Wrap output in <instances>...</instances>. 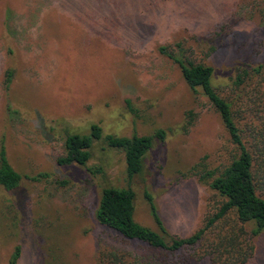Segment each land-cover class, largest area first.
<instances>
[{
    "label": "rangeland",
    "instance_id": "obj_1",
    "mask_svg": "<svg viewBox=\"0 0 264 264\" xmlns=\"http://www.w3.org/2000/svg\"><path fill=\"white\" fill-rule=\"evenodd\" d=\"M263 12L264 0H0V149L23 177L15 191L0 187V264H9L17 247L18 264H100L105 253L139 261L148 254L144 244L96 220L106 186L132 187L134 218L143 226L158 230L148 190L171 235L187 238L203 228L224 199L195 168H222L233 147L208 100L188 88L159 48L178 52L180 45L188 60L215 67L227 97L228 68L264 60ZM95 124L104 138L171 133L154 142L131 183L123 152L103 140L94 141L87 166L102 174L59 166L66 136H89ZM235 224L227 216L215 235ZM244 229L240 242L249 243L221 262L204 254L206 242L173 258L233 264L250 244L246 264H264V232L253 237L252 225Z\"/></svg>",
    "mask_w": 264,
    "mask_h": 264
},
{
    "label": "trees",
    "instance_id": "obj_2",
    "mask_svg": "<svg viewBox=\"0 0 264 264\" xmlns=\"http://www.w3.org/2000/svg\"><path fill=\"white\" fill-rule=\"evenodd\" d=\"M262 14L264 16V12ZM178 47L181 49L178 52L170 51L166 46L160 47L159 52L179 67L183 80L193 93L201 94L208 100L219 115L233 147L229 162L222 168L210 169L203 164L195 168V175L199 180L217 192L224 203L203 228L187 238H180L168 232L154 197L148 190L144 191V197L158 230L135 221L136 194L131 186L102 187L96 210L98 223L116 231L127 241L144 244L148 254L138 261L136 258L125 260L124 257L117 256V253H105L101 256L100 264H183L175 260L174 255L183 249L195 248L203 242L207 243L204 254L212 257L215 262H221L225 254L232 256L237 253L241 243H249L245 240L240 242L246 234V225L253 226V237L264 232V60L228 68L226 86L230 94L224 97L216 86V79L220 75L218 70L213 66L195 64L188 60L183 48L180 45ZM12 81L13 73L9 72L5 81L7 88ZM170 130L161 129L149 136L128 138L111 135L104 138L102 129L95 124L89 136H66L65 153L57 158V164L61 167L77 165L86 168L94 176L102 174L103 169L92 170L87 166L92 158L94 141L103 140L109 148L123 152L126 176L131 183L143 172L145 158L154 142H164L171 133ZM38 179L39 177H35L31 180ZM22 180V175L8 160L3 146L0 149V187L12 192L20 187ZM229 215H234L240 226H231L230 233L224 237L221 230L215 235L214 231L221 229L220 225ZM210 235L216 236L213 241ZM252 251L253 247L249 244L248 252L243 256L240 252L241 256L233 258V264H246ZM20 257L21 248L17 247L9 264H18Z\"/></svg>",
    "mask_w": 264,
    "mask_h": 264
}]
</instances>
